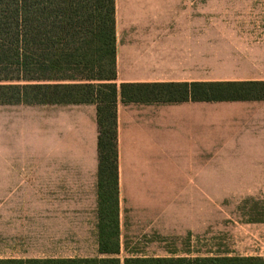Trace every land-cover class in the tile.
I'll return each mask as SVG.
<instances>
[{
	"label": "crops",
	"instance_id": "obj_1",
	"mask_svg": "<svg viewBox=\"0 0 264 264\" xmlns=\"http://www.w3.org/2000/svg\"><path fill=\"white\" fill-rule=\"evenodd\" d=\"M260 2L115 0L117 83L264 81V35L227 30L212 15ZM47 105L91 108V156L37 158L30 125L41 105H0V258H35V241L47 239V211L82 216L90 200L99 203L96 105ZM117 122L119 219L128 211L146 222L135 212L156 211L162 231L202 234L212 227L213 206L228 201L234 210L255 198L264 207L263 100L119 98ZM247 223L264 226V219Z\"/></svg>",
	"mask_w": 264,
	"mask_h": 264
},
{
	"label": "trees",
	"instance_id": "obj_2",
	"mask_svg": "<svg viewBox=\"0 0 264 264\" xmlns=\"http://www.w3.org/2000/svg\"><path fill=\"white\" fill-rule=\"evenodd\" d=\"M115 0H0V105L94 104L99 257L5 258L0 264H264L260 256L122 261L117 105L263 100L264 81L117 83Z\"/></svg>",
	"mask_w": 264,
	"mask_h": 264
},
{
	"label": "rangeland",
	"instance_id": "obj_3",
	"mask_svg": "<svg viewBox=\"0 0 264 264\" xmlns=\"http://www.w3.org/2000/svg\"><path fill=\"white\" fill-rule=\"evenodd\" d=\"M259 7L214 8L212 15L224 20L220 26L227 30L259 32L264 35V0ZM35 123L30 125L35 138L37 158L88 159L91 156V108L87 106L41 105L35 110ZM33 128V130H32ZM170 187V185H169ZM170 201V200H169ZM168 201V202H169ZM263 200L247 198L234 210L228 201L219 208L213 206L212 227L202 234H172L162 231L157 221L164 219L157 213H144L143 221L128 211L120 214V252L122 261L128 257L197 258L217 255H256L264 259V226L247 221L264 219ZM64 215L47 211V239L36 240L35 258L99 257V203ZM227 206V207H226ZM139 213V214H138ZM217 214H219L217 218ZM245 222V223H244ZM166 228V227H165ZM3 249H0L2 254ZM31 254V253H30ZM1 257L0 259H5ZM27 258V257H26Z\"/></svg>",
	"mask_w": 264,
	"mask_h": 264
}]
</instances>
